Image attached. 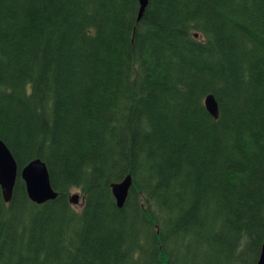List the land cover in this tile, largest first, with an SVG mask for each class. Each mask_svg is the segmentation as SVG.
Returning <instances> with one entry per match:
<instances>
[{
  "label": "trees",
  "instance_id": "obj_1",
  "mask_svg": "<svg viewBox=\"0 0 264 264\" xmlns=\"http://www.w3.org/2000/svg\"><path fill=\"white\" fill-rule=\"evenodd\" d=\"M149 1L138 22L139 0H0V138L19 165L0 264L258 263L264 0ZM35 159L59 194L45 204L21 178Z\"/></svg>",
  "mask_w": 264,
  "mask_h": 264
},
{
  "label": "water",
  "instance_id": "obj_2",
  "mask_svg": "<svg viewBox=\"0 0 264 264\" xmlns=\"http://www.w3.org/2000/svg\"><path fill=\"white\" fill-rule=\"evenodd\" d=\"M149 0H139L141 8L139 13L138 21L141 20L143 16L145 7L148 5ZM214 95L207 96L206 107L211 116L215 119L219 118V106L214 99ZM13 153L5 142L0 138V187L2 190V196L4 201L11 203L13 199L14 189L19 176V165ZM46 163L41 159H35L31 163L27 164L21 171L22 181L25 182L28 196L31 201L37 204H45L46 202L57 199L58 193L52 187L51 178ZM130 187H132V177L126 176V178L117 183L112 184V193L115 198V202L119 208H123L125 200L130 192ZM81 195L79 193L72 194L70 197V203L75 207L78 204H84V199L81 203ZM260 259L257 264H264V244L262 247Z\"/></svg>",
  "mask_w": 264,
  "mask_h": 264
},
{
  "label": "rangeland",
  "instance_id": "obj_3",
  "mask_svg": "<svg viewBox=\"0 0 264 264\" xmlns=\"http://www.w3.org/2000/svg\"><path fill=\"white\" fill-rule=\"evenodd\" d=\"M76 193L81 194L79 191H73L72 192V194H76ZM81 199H82V195H81ZM81 202L82 201L80 200L79 203H81ZM81 207H82V204H78V205H76V207L74 206V208H76L77 210H82ZM37 236H38V234H37ZM40 243H42V241ZM27 254H28V258L27 259L32 257V253L29 252ZM107 256H109V259L108 260L106 259L104 261V259H101L102 256L101 257H97V256L93 255V253H90V254L87 253V260H89L90 262H94L93 264H119L118 262H120V260H121V256H120V254L118 252H116V253L113 252L112 254H109ZM41 260H44V257ZM25 264H34V261L26 260ZM77 264H87V263H83V261H82V262L77 263Z\"/></svg>",
  "mask_w": 264,
  "mask_h": 264
},
{
  "label": "bare ground",
  "instance_id": "obj_4",
  "mask_svg": "<svg viewBox=\"0 0 264 264\" xmlns=\"http://www.w3.org/2000/svg\"><path fill=\"white\" fill-rule=\"evenodd\" d=\"M100 1H101V0H100ZM104 2H105V1H104ZM149 2H150V1H148V3H149ZM148 3H147V4H148ZM152 3H153V2H152ZM127 4H128V3H127ZM148 5H149V4H148ZM148 5L145 7V10H144L143 16L145 15V11H146ZM126 6H127V5H126ZM130 6H131V5H130ZM158 6H159V5H158ZM164 7H165V6H164ZM139 8H141V5H140ZM161 8H162V7H161ZM155 11H156V10H155ZM125 12H126V11H125ZM139 13H140V11H139ZM154 13H155V12H154ZM161 15H163V14L161 13ZM138 16H139V14H138ZM138 16H137V17H138ZM153 16H154V15H153ZM156 16H157V15H156ZM141 17H142V16H141ZM138 18H139V17H138ZM142 18H143V17H142ZM142 18H141V19H142ZM158 18H159V16H158ZM144 19H145V18H144ZM160 19H161V18H160ZM163 19H164V17H163ZM163 19H162V21H163ZM170 19H171V18H170ZM140 21H141V20H140ZM138 22H139V21H138ZM163 23H164V21H163ZM141 28H142V27H141ZM146 28H147V27H146ZM143 29H144V28H143ZM143 29H142V30H143ZM131 30H132V29H131ZM145 32H146V31H145ZM47 35H48V34H47ZM148 35H149V34H148ZM59 36H60V35H59ZM60 37H61V36H60ZM54 39H55V38H54ZM47 41H48V40H47ZM47 41H46V42H47ZM48 42H50V41H48ZM57 42H58V41H57ZM64 42H65V41H64ZM44 43H45V42H44ZM75 43H76V42H75ZM187 44H188V43H187ZM46 45H47V44H46ZM74 46H75V45H74ZM136 47H137V46H136ZM182 47H183V46H182ZM66 54H67V53H66ZM62 56H63V55H62ZM135 58H136V57H135ZM139 58H140V57H139ZM61 59H62V58H61ZM63 60H64V59H63ZM142 62H143V61H142ZM142 62H141V63H142ZM131 64H132V63H131ZM67 65H68V64H67ZM66 67H67V66H66ZM38 73H39V71H38ZM40 73H41V72H40ZM42 74H43V73H42ZM153 74H154V73H153ZM62 82H63V81H62ZM51 84H52V83H51ZM64 84H65V83H64ZM64 87H65V86H64ZM49 88H50V87H49ZM55 90H56V89H55ZM139 91H140V90H139ZM144 92H145V91H144ZM56 93H57V92H56ZM52 94H53V93H52ZM146 94H147V93H146ZM136 97H137V96H136ZM214 97H215V96H214ZM214 99H215V98H214ZM143 100H144V99H143ZM216 101H217V100H216ZM144 102H145V101H144ZM133 103H134V102H133ZM205 103H206V101H205ZM217 103H218V101H217ZM138 104H139V103H138ZM127 105H129V104H127ZM113 106H114V105H113ZM218 106H219V104H218ZM127 107H128V106H127ZM127 107H126V108H127ZM140 107H141V106H140ZM140 107H139V108H140ZM111 108H112V107H111ZM54 109H55V108H54ZM136 112H137V111H136ZM57 113H58V112H57ZM132 113H133V112H132ZM64 115H65V114H64ZM134 115H135V114H134ZM65 116H66V115H65ZM68 116H69V115H68ZM63 118H64V117H63ZM117 155H118V154H117ZM128 176H129V175H128ZM133 178H134V177H133ZM132 185H133V181H132Z\"/></svg>",
  "mask_w": 264,
  "mask_h": 264
}]
</instances>
